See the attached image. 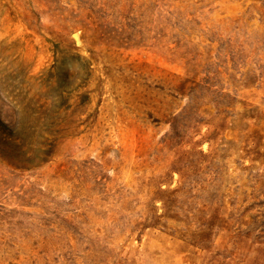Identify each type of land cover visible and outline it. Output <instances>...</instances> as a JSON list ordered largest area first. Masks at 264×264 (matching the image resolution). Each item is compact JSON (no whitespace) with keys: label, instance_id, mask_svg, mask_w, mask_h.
<instances>
[{"label":"rangeland","instance_id":"374dc122","mask_svg":"<svg viewBox=\"0 0 264 264\" xmlns=\"http://www.w3.org/2000/svg\"><path fill=\"white\" fill-rule=\"evenodd\" d=\"M0 264H264V0H0Z\"/></svg>","mask_w":264,"mask_h":264}]
</instances>
